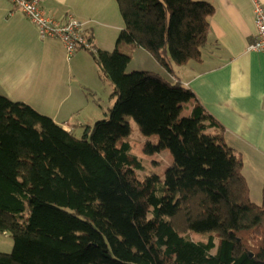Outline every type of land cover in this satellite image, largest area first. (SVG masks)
<instances>
[{
    "label": "trees",
    "instance_id": "trees-1",
    "mask_svg": "<svg viewBox=\"0 0 264 264\" xmlns=\"http://www.w3.org/2000/svg\"><path fill=\"white\" fill-rule=\"evenodd\" d=\"M115 2L124 23L115 49L91 53L113 87L104 119L77 138L0 94V234L13 242L0 264H264V185L254 204L242 161L220 132L206 134L217 122L173 72L200 61L213 6ZM122 44L149 53L175 80L127 73ZM130 121L158 140L145 154L172 155L163 180L136 176L143 166L132 154ZM191 231L209 237L194 242Z\"/></svg>",
    "mask_w": 264,
    "mask_h": 264
},
{
    "label": "crops",
    "instance_id": "crops-1",
    "mask_svg": "<svg viewBox=\"0 0 264 264\" xmlns=\"http://www.w3.org/2000/svg\"><path fill=\"white\" fill-rule=\"evenodd\" d=\"M200 1L214 8L201 59L173 66V72L217 122L219 128H209L206 134L220 132L224 144L242 161L251 200L252 188L262 194L264 185V53L247 51L256 35L254 0ZM257 1L264 8V0ZM41 7L47 16L71 13L86 23L97 51L114 50L124 28L115 0H43ZM127 46L131 52L144 51ZM164 73L158 74L175 80ZM102 77L88 52L78 51L67 60L58 40H41L35 26L11 1L0 0L1 95L32 107L77 137L85 126L104 119L111 108V97L104 104L98 91ZM182 108L181 116L189 117L193 102ZM256 200L251 201L258 205ZM6 237L0 234L1 253L11 246Z\"/></svg>",
    "mask_w": 264,
    "mask_h": 264
},
{
    "label": "built area",
    "instance_id": "built-area-1",
    "mask_svg": "<svg viewBox=\"0 0 264 264\" xmlns=\"http://www.w3.org/2000/svg\"><path fill=\"white\" fill-rule=\"evenodd\" d=\"M9 1L35 26L41 40L55 39L62 44L67 60L81 50L92 54L97 52L86 31V23L73 14L67 13L60 18H53L42 10L43 0ZM253 17L256 35L247 46V51L264 53V8L257 0H254Z\"/></svg>",
    "mask_w": 264,
    "mask_h": 264
},
{
    "label": "rangeland",
    "instance_id": "rangeland-1",
    "mask_svg": "<svg viewBox=\"0 0 264 264\" xmlns=\"http://www.w3.org/2000/svg\"><path fill=\"white\" fill-rule=\"evenodd\" d=\"M120 46H122V48ZM120 46L118 47V50L121 53L132 55L130 57L131 58L130 63L128 64L126 69L127 73L134 71L153 70L155 72L160 73L161 75L165 74L164 69H162L160 65L146 51H141L138 49V51L131 52L130 49H127L128 48L127 45L122 44ZM89 56L92 57L91 53H89ZM97 86L101 100L103 101L104 104H106L108 99L111 97V94L113 92V87L105 77H102L98 80ZM130 125L132 126V131L128 140L132 147V154H134L140 160L143 166L142 170L135 171V174L138 177L139 181H143L146 176L152 173L158 175L160 179L163 180L167 168L173 164L172 155L166 150L161 151L159 153H154L152 155L145 154L143 148L147 145V143H150L151 145L154 146L157 144L158 140L156 139L155 136H152L153 139H147V137L142 136L137 129V125L133 121H130ZM77 137L80 138V136ZM259 193L260 192L257 193L254 192L252 188L251 200L254 201L257 199L256 201L258 205H260L262 199V194ZM185 236L194 242H206L209 237V234H200L191 231L187 233ZM5 240H8L9 243L11 244V246L8 248L9 249L8 252H6V254H9L12 251L13 242L9 236L6 237ZM214 252L215 250H213L211 253L213 254Z\"/></svg>",
    "mask_w": 264,
    "mask_h": 264
}]
</instances>
